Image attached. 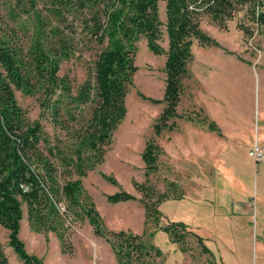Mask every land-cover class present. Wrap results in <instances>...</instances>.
Masks as SVG:
<instances>
[{"label": "rangeland", "instance_id": "1", "mask_svg": "<svg viewBox=\"0 0 264 264\" xmlns=\"http://www.w3.org/2000/svg\"><path fill=\"white\" fill-rule=\"evenodd\" d=\"M83 1L0 0V37L10 36L23 45L40 38L46 46L57 41V37L68 39L70 54L62 61L60 74L69 76L74 92L87 78L99 49L96 42L88 38L90 32L85 28L88 21L95 20L94 10L90 6L84 7ZM166 3V0L159 1L163 22L159 42L165 50L169 46ZM242 17L241 13L228 21L226 29L210 16L202 18L201 26L216 44L194 41L178 116L170 120L171 128L159 133L155 126L164 108L167 54L154 53L147 37L141 36L137 42L138 70L127 95V114L114 131L104 161L82 177L84 188L108 229L144 234L146 240L162 249L163 254L154 259L156 264H209L213 260L191 233L186 238V252L173 246L174 241L162 227L177 217H192L196 234L202 237L204 245L209 246V210L220 212L222 205L228 210L231 201L235 206L250 203L253 212L264 211V161L255 163L248 155L254 140L246 141V146L243 143L264 125V31L248 20L245 24L252 33H246L241 28ZM41 94L17 91L18 102L33 120L41 118ZM210 109L220 127L210 134L223 142L218 144L220 150L212 155L209 163ZM250 112H253L252 121L248 118ZM244 115L248 121H244ZM41 121L53 143L58 142L56 132L62 133V140L65 139V132L53 125L48 113ZM150 139L159 144L161 153L157 171L147 175L142 153ZM225 142L229 151L225 152L222 162L221 149ZM107 176L116 182L109 181ZM171 182L175 184L172 189ZM142 183L154 189L153 199L158 194H168V199L158 206L161 211L158 223L147 221L141 200L143 193L138 187ZM120 189L129 191L137 199L109 202L107 195ZM179 195L183 196L175 198ZM243 224L245 231L252 233L251 238L246 239L237 251H229V260L234 263L239 258L244 264H258L263 256L256 243L257 224L246 219ZM67 226L64 242L55 231H35L30 227L24 205L20 237L26 249L42 258L44 264H118L111 244L105 237L95 234L87 218L70 216ZM156 232L160 233L156 235ZM204 236L208 238L207 242ZM0 242L12 264H23L9 245L8 230L3 226H0ZM178 248H181L179 243Z\"/></svg>", "mask_w": 264, "mask_h": 264}, {"label": "trees", "instance_id": "2", "mask_svg": "<svg viewBox=\"0 0 264 264\" xmlns=\"http://www.w3.org/2000/svg\"><path fill=\"white\" fill-rule=\"evenodd\" d=\"M160 0H85L82 5L94 10L95 20L86 23L88 37L99 46L87 75L76 92L68 75H61L62 61L69 57V41L60 37L50 46L35 38L29 45L8 37H0V226L8 230V243L23 264H44L30 253L20 237L24 205L30 227L38 232L55 231L65 240L67 221L87 218L95 234L111 244L118 264H156L163 254L144 234L130 230H110L82 177L105 159L114 131L127 114V95L138 70L137 42L146 36L156 53L167 54L164 108L157 119L156 132L171 128L170 120L178 116V105L189 76L188 63L195 40L205 45L216 44L201 26L204 16L222 28L243 14L241 28L248 20L264 31V0H166L165 22L169 46L165 50L162 35ZM41 92V118L48 113L51 122L62 133H55L53 143L41 118L31 119L17 99V91ZM211 128L218 129L216 123ZM161 147L150 139L142 153L147 175L158 169ZM108 180H116L107 176ZM170 189L175 184L170 183ZM147 221L158 223L159 204L168 194H158L149 185L138 184ZM183 195L176 196L180 198ZM111 203L134 200L127 190L108 194ZM65 202L64 204L62 203ZM162 229L174 242L186 249L188 234L203 245L201 236L188 230L181 221H171ZM0 264H12L0 242Z\"/></svg>", "mask_w": 264, "mask_h": 264}, {"label": "crops", "instance_id": "3", "mask_svg": "<svg viewBox=\"0 0 264 264\" xmlns=\"http://www.w3.org/2000/svg\"><path fill=\"white\" fill-rule=\"evenodd\" d=\"M211 114L212 111L210 109L209 110V163L212 162V155L218 153L220 150V148H218L219 147L218 144L219 143L222 144L223 142V140L219 141L220 138L215 139V137L212 134H210L213 130V128H211L210 125L211 122L216 123L218 129L220 128L217 123L219 122L218 118ZM252 117H253V112L248 113V118L251 121L253 119ZM239 118L241 117L238 115L237 116L238 121ZM243 119L244 121H248L247 115H244ZM252 140H254L253 142L258 141L264 145V125L261 126L260 131H258V133H255L251 137L244 139L243 143L246 146L247 143L246 141L250 142ZM224 146L225 147L222 146L221 149L222 162L224 161L225 152L229 151V147H228L229 145L227 142H225ZM186 196L187 195H185V197ZM222 207H223L222 210L216 213H213L212 211L209 210V246L207 244L206 246L209 248V259L210 260L213 259L212 261H209V264H244L243 260L239 258L236 259L234 263L231 262L229 260L230 255H228L229 251L231 250L237 251V249L241 247L242 243L245 242L246 239L249 240L251 238L252 233L250 231H245L246 229L243 224L244 219H246L247 222L249 223L256 222L257 224L256 243H257V248L261 251V255L263 256L262 260L259 261L258 264H264V211L260 212L259 210H257L256 212H253L252 210L253 207L252 205H250V203H244L240 206L237 205L235 206L233 203L231 204V201H229L230 209L228 210L224 209L225 208L224 205H222ZM252 219L256 221H253ZM175 221L184 222L192 232L197 233V230H195L196 224L192 219V217L188 216V218H183L180 216L175 218ZM159 233L160 232H156L155 234L158 235ZM203 238H205V236ZM207 240L208 238H205L206 242ZM198 244L200 245L199 242ZM173 246H175V248L180 252H186L185 249L178 248L177 242H174Z\"/></svg>", "mask_w": 264, "mask_h": 264}, {"label": "built area", "instance_id": "4", "mask_svg": "<svg viewBox=\"0 0 264 264\" xmlns=\"http://www.w3.org/2000/svg\"><path fill=\"white\" fill-rule=\"evenodd\" d=\"M248 155L255 161H264V145L258 141L253 142L249 149Z\"/></svg>", "mask_w": 264, "mask_h": 264}]
</instances>
